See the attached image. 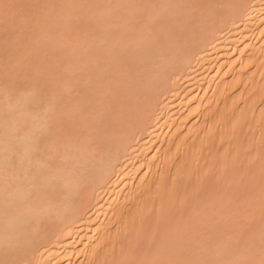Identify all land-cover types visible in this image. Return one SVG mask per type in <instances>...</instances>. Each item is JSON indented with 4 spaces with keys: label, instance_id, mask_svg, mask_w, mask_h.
<instances>
[{
    "label": "bare ground",
    "instance_id": "6f19581e",
    "mask_svg": "<svg viewBox=\"0 0 264 264\" xmlns=\"http://www.w3.org/2000/svg\"><path fill=\"white\" fill-rule=\"evenodd\" d=\"M0 264H264V0H0Z\"/></svg>",
    "mask_w": 264,
    "mask_h": 264
},
{
    "label": "rangeland",
    "instance_id": "374dc122",
    "mask_svg": "<svg viewBox=\"0 0 264 264\" xmlns=\"http://www.w3.org/2000/svg\"><path fill=\"white\" fill-rule=\"evenodd\" d=\"M253 228H254V226H253Z\"/></svg>",
    "mask_w": 264,
    "mask_h": 264
}]
</instances>
